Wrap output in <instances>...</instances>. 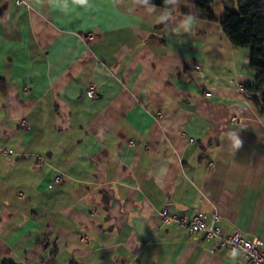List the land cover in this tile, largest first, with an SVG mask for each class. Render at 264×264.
I'll use <instances>...</instances> for the list:
<instances>
[{
	"label": "crops",
	"instance_id": "0c3cea01",
	"mask_svg": "<svg viewBox=\"0 0 264 264\" xmlns=\"http://www.w3.org/2000/svg\"><path fill=\"white\" fill-rule=\"evenodd\" d=\"M21 1L0 0V264H249L160 212L218 213L225 236L264 245L250 50L194 0Z\"/></svg>",
	"mask_w": 264,
	"mask_h": 264
},
{
	"label": "trees",
	"instance_id": "16d2710c",
	"mask_svg": "<svg viewBox=\"0 0 264 264\" xmlns=\"http://www.w3.org/2000/svg\"><path fill=\"white\" fill-rule=\"evenodd\" d=\"M224 14L220 20L225 35L232 45L250 50V66L257 72L252 85L244 87L246 97L264 113L261 92L264 88V0H224ZM202 17L217 21L213 8L214 0H196ZM148 4L172 8L174 2L165 4V0H148ZM1 264H17L4 260Z\"/></svg>",
	"mask_w": 264,
	"mask_h": 264
},
{
	"label": "built area",
	"instance_id": "2783aa9c",
	"mask_svg": "<svg viewBox=\"0 0 264 264\" xmlns=\"http://www.w3.org/2000/svg\"><path fill=\"white\" fill-rule=\"evenodd\" d=\"M19 4H26V2L17 0ZM243 89V87H241ZM89 97L95 96V87L91 86L87 92ZM208 93L207 96H210ZM237 121V120H236ZM22 124H26L27 120L22 119ZM194 140L192 139L191 142ZM0 151L8 154L11 153L8 149L0 147ZM64 180V175H57L55 183L60 184ZM162 219L167 222H180L183 226L187 227L192 233H202L205 238L216 239L218 245L224 246L229 250L237 249L243 252L245 259L249 264H264V245L257 240H249L245 238L242 231L236 229L231 235L225 236L222 232L219 222L221 216L216 213L211 223L208 222L207 215L203 211H198L192 218L185 215H174L168 209L160 212Z\"/></svg>",
	"mask_w": 264,
	"mask_h": 264
},
{
	"label": "clouds",
	"instance_id": "9594fccd",
	"mask_svg": "<svg viewBox=\"0 0 264 264\" xmlns=\"http://www.w3.org/2000/svg\"><path fill=\"white\" fill-rule=\"evenodd\" d=\"M136 3L138 4H142V5H147L148 4V0H135ZM169 2H177V0H165V4L169 3ZM44 3V0H32V3L29 4V7H32L33 5H37V6H42ZM47 3L53 7V8H58L61 12H65L67 13L69 11L68 9V0H47ZM71 3L73 6H79L82 8L87 9L88 7H90V0H71ZM150 8L154 11L156 6L151 4ZM169 19L168 15H161L159 16L157 22L158 23H163L165 20ZM197 23V17L191 13L189 14H185L183 16V19L180 23V25L177 27V29H175V31L179 32V31H184V32H191L193 27L196 25ZM229 139L231 141V148L233 150V152H236L238 150H240L243 146V141L240 139V137L238 136L237 133L233 132V133H229ZM237 255H239V252L237 249H232L229 252V256L231 258H235Z\"/></svg>",
	"mask_w": 264,
	"mask_h": 264
},
{
	"label": "rangeland",
	"instance_id": "374dc122",
	"mask_svg": "<svg viewBox=\"0 0 264 264\" xmlns=\"http://www.w3.org/2000/svg\"><path fill=\"white\" fill-rule=\"evenodd\" d=\"M196 2V0H194ZM214 9H215V13L216 15L218 16V18L221 19V16H223V13H224V9H223V4H220L217 3L216 6H214Z\"/></svg>",
	"mask_w": 264,
	"mask_h": 264
},
{
	"label": "water",
	"instance_id": "95a60500",
	"mask_svg": "<svg viewBox=\"0 0 264 264\" xmlns=\"http://www.w3.org/2000/svg\"><path fill=\"white\" fill-rule=\"evenodd\" d=\"M260 98H261V103H262L263 106H264V88H263V90H262V92H261Z\"/></svg>",
	"mask_w": 264,
	"mask_h": 264
}]
</instances>
